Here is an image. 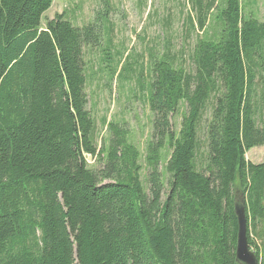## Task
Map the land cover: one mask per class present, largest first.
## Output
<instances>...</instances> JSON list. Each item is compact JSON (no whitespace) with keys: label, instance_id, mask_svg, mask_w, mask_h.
I'll use <instances>...</instances> for the list:
<instances>
[{"label":"trees","instance_id":"obj_1","mask_svg":"<svg viewBox=\"0 0 264 264\" xmlns=\"http://www.w3.org/2000/svg\"><path fill=\"white\" fill-rule=\"evenodd\" d=\"M187 2L202 33L191 70L168 48L150 60L142 180L127 125L107 123L98 145L87 109L83 48L99 43L106 14L82 26L55 14L41 26L52 0H0V264H237V193L264 264V161L244 156L264 145V21L241 0Z\"/></svg>","mask_w":264,"mask_h":264},{"label":"rangeland","instance_id":"obj_2","mask_svg":"<svg viewBox=\"0 0 264 264\" xmlns=\"http://www.w3.org/2000/svg\"><path fill=\"white\" fill-rule=\"evenodd\" d=\"M241 3L244 14L252 12L255 18L264 21V0H241ZM61 13L77 26L96 18L101 22L100 17L106 14L99 43L83 48L87 109L96 125L98 145L108 136L107 123L127 125L131 140L141 152L144 180L143 150L151 137L152 127V115L147 105L152 79L150 60L168 48L180 64L192 69L188 55L196 37L202 33L196 26L192 29L187 19L188 14L195 19V11L187 0H52L49 9L42 14L41 26L46 19ZM215 19L216 11L213 10L206 30H215ZM112 70L114 74H110ZM260 77L258 95L261 90L264 92V61ZM185 109L182 102L171 116L174 129L179 128ZM209 116L207 109L198 125L195 159L198 167L206 155ZM244 156L252 163L263 162L264 145L252 147ZM87 160L90 166H94L92 159L87 157ZM255 242L263 254L262 240L257 238Z\"/></svg>","mask_w":264,"mask_h":264},{"label":"water","instance_id":"obj_3","mask_svg":"<svg viewBox=\"0 0 264 264\" xmlns=\"http://www.w3.org/2000/svg\"><path fill=\"white\" fill-rule=\"evenodd\" d=\"M234 214L237 222V238L235 247V260L237 264H260L254 251H252L247 243L246 237V217L244 198L237 193L234 198Z\"/></svg>","mask_w":264,"mask_h":264}]
</instances>
